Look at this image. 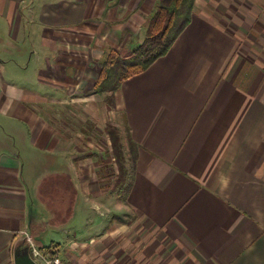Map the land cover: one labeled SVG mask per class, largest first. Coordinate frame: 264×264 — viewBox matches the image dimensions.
<instances>
[{"label": "crops", "instance_id": "crops-1", "mask_svg": "<svg viewBox=\"0 0 264 264\" xmlns=\"http://www.w3.org/2000/svg\"><path fill=\"white\" fill-rule=\"evenodd\" d=\"M128 3L141 20V0H0V264L22 238L43 249L51 226L68 264H264V0H195L168 50L121 82L112 124L136 157L114 206L94 154L68 151L73 131L47 118V101L89 113L94 64L142 42Z\"/></svg>", "mask_w": 264, "mask_h": 264}, {"label": "rangeland", "instance_id": "rangeland-1", "mask_svg": "<svg viewBox=\"0 0 264 264\" xmlns=\"http://www.w3.org/2000/svg\"><path fill=\"white\" fill-rule=\"evenodd\" d=\"M158 1L159 0H141L139 7L135 9V10L138 9L139 13L141 11L140 13L141 20L140 17H138L139 19L133 17L134 11H131V9L129 8L130 3H128L127 8L125 9L126 12L124 13V17H126V19L122 20L125 21L122 25L125 28L128 25H132V26L134 25V27L138 25L140 29V33L141 32L143 33L144 29L147 27L149 18L152 15V12L154 11ZM194 4H195V0H194ZM149 9L151 10V12H148ZM100 52L106 54L107 50H105V48H97L94 51L96 55H98ZM97 61L98 60L95 59V62ZM94 66L96 70H98L101 67L99 62L96 63V65L94 64ZM62 84L68 86V91H70V87H69L70 82L68 80L63 81ZM105 96L106 95L104 94H99L98 96L90 100L91 103H89V108H90L89 113L85 112L84 110L85 107L81 106L80 103H78V107L75 108L68 104L66 105L64 102H62V104L56 103L55 105L52 104L50 105L49 101H47V106L45 105V107L48 111V112L46 111L47 118H49V120H51L53 123L58 124V126L61 127L62 132L65 135L69 134V129L73 131L71 134L73 140L70 141L69 147H67L68 151L75 153L78 150V152H80L82 155L81 159L86 158L89 155V153L94 154L93 162L95 161L97 162V163L95 162L94 165L97 164V166L99 167L98 169L99 187L103 190V193L108 192L109 197L113 198L110 199L112 205L115 204L114 202H117L122 198L124 199L126 195V189L129 186L128 180L131 175L133 163L131 160L130 153L128 151L125 152L124 153L125 161H123V169H124V175L127 176L124 182H122L121 184L117 182L118 169L112 156L109 138L105 132L106 124L110 122L112 124L113 122L116 121V113L115 110H113V108L108 107V103L105 100ZM58 105H60L61 106L60 108L62 109H60ZM74 124L75 126L73 127ZM66 126L68 127V130ZM54 179L56 178L48 179L49 181L47 180L48 182H51V184L45 185L44 187L45 191L46 190L48 191L49 187L53 185H57L56 188H59L61 185H66L67 177L66 178L60 177L59 179H56L55 184L53 183ZM46 198L48 200L50 197L47 196ZM48 204H50V202ZM50 206L53 209V205ZM54 211H56V214L58 215L59 210L55 208ZM90 212H93V210H91ZM81 213H82L81 210L79 213L76 212L74 218L71 219V224L75 226H79L84 223L85 218L84 215H81ZM112 213L113 212L111 211L110 212L111 217H112ZM93 216L98 217L97 214ZM64 217L68 220L71 218L69 213ZM126 218H128V216ZM61 219L63 220V216ZM65 225H66L65 228H69L70 230L71 226H69L68 223H66ZM51 227H49L50 229L49 228L46 229V234L45 236H43V240L39 239L41 245H47L44 247L45 251L49 250L54 245H55L54 247H56L57 244L51 242V240L62 241L61 239L65 237L63 230H57L53 232ZM35 261L37 262V264H43L38 259H35ZM97 263L101 264V260L99 259V262Z\"/></svg>", "mask_w": 264, "mask_h": 264}, {"label": "trees", "instance_id": "trees-1", "mask_svg": "<svg viewBox=\"0 0 264 264\" xmlns=\"http://www.w3.org/2000/svg\"><path fill=\"white\" fill-rule=\"evenodd\" d=\"M194 0H159L149 18L142 42L130 52L109 49L102 63L100 75L94 84V92L105 93L109 108L115 107L114 92L121 82L146 69L163 55L191 19ZM126 52V53H125ZM105 132L109 138L112 156L118 169L117 182H124L122 143L117 128L108 123ZM129 153L134 163L135 144L127 136ZM64 194V193H62ZM44 249V247H43Z\"/></svg>", "mask_w": 264, "mask_h": 264}, {"label": "built area", "instance_id": "built-area-1", "mask_svg": "<svg viewBox=\"0 0 264 264\" xmlns=\"http://www.w3.org/2000/svg\"><path fill=\"white\" fill-rule=\"evenodd\" d=\"M27 241L29 243L30 254L34 260L38 259L43 264H68L60 257L54 246L45 251L37 247L31 239L27 238Z\"/></svg>", "mask_w": 264, "mask_h": 264}, {"label": "water", "instance_id": "water-1", "mask_svg": "<svg viewBox=\"0 0 264 264\" xmlns=\"http://www.w3.org/2000/svg\"><path fill=\"white\" fill-rule=\"evenodd\" d=\"M13 264H37L32 258L29 243L22 238L13 247Z\"/></svg>", "mask_w": 264, "mask_h": 264}]
</instances>
